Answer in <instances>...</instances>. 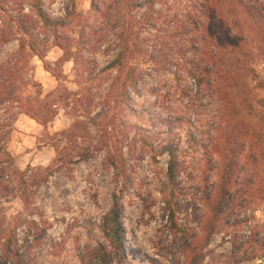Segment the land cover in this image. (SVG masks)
Instances as JSON below:
<instances>
[{"label": "rangeland", "instance_id": "374dc122", "mask_svg": "<svg viewBox=\"0 0 264 264\" xmlns=\"http://www.w3.org/2000/svg\"><path fill=\"white\" fill-rule=\"evenodd\" d=\"M43 1L48 13L57 18L65 15L70 2ZM75 1L79 12L91 10L93 0ZM258 1L264 5V0ZM158 7L177 30L174 38L167 39L168 47L165 44L161 50L170 56V63L161 70L162 66L148 57L134 61L141 77L139 93L132 94L152 120L139 121L129 108L121 112L118 130L125 136L127 165L120 178L115 176L114 167L104 162L105 152H99L73 164L55 162L54 173L39 187L34 185L38 169L50 166L58 157L54 146L57 133L70 128L77 119L84 120L80 115L87 101L75 112L72 99L86 94L89 85H77L75 63L62 62L64 52L52 42L44 60L29 52L31 65L25 70L42 84L43 97L59 86V95H72L69 101H61L59 115L47 127L26 113L19 114L10 144L17 165L30 182L25 195L39 213L35 215H40L49 227L46 238L33 251L37 264H93V255L86 250L108 246L102 222L116 197L122 205L123 258L129 264H197L200 252L204 259L198 264H228L233 258V241L241 248L240 257L250 256L252 250L259 257L264 255V18L238 4L231 10L224 3L221 10L225 21L231 22L230 34L242 38L245 64L238 80L230 75L233 82L228 91L218 87L220 93L212 96L208 91L198 92L195 79L188 74L191 64L184 63L191 62L195 43L196 33L187 18L193 11L191 5L187 0H170L160 1ZM231 12L239 17L238 23L233 24ZM168 24L163 26L170 28ZM165 32L158 33L163 41ZM155 33L144 35L153 42L151 34ZM17 50L18 41L11 42L4 47L3 58H12ZM115 54L84 52L91 58L89 67L98 71ZM183 56L187 59H179ZM178 60L183 65H178ZM108 74L95 89L97 99L92 113L100 111L108 92ZM37 89L31 88L26 94L36 97ZM168 116L187 118L184 127L174 128L173 137L168 134V124L160 121ZM197 128L203 130L202 134ZM171 141L178 144L184 162L178 180L177 208L189 246L171 229L161 192L168 182L170 158L168 154H156ZM47 174L42 171L43 178ZM10 200L0 205L4 208L0 218L23 211L20 199ZM217 210L224 211L225 224L218 225L220 231L212 234L210 244L204 246L214 221L220 220ZM19 235L24 238L22 231ZM263 258L243 264H256Z\"/></svg>", "mask_w": 264, "mask_h": 264}, {"label": "trees", "instance_id": "16d2710c", "mask_svg": "<svg viewBox=\"0 0 264 264\" xmlns=\"http://www.w3.org/2000/svg\"><path fill=\"white\" fill-rule=\"evenodd\" d=\"M160 1L170 2L93 0L91 10L84 13L78 11L75 0H70L65 15L57 18L48 13L43 0H0V205L11 202L10 199L14 197L20 199L23 204V211L0 218V264H37L33 251L49 231L40 215H35L39 213L32 208L30 197L25 195L30 187L27 173L17 165V160L10 151L17 118L19 114L26 113L47 127L59 115L61 101H69L72 97L71 94L70 97L59 95L60 86L43 97L42 84L30 78L25 70V66L31 65L29 54L44 60L52 42L63 50L65 58L62 62L75 63L77 85H89L86 94L74 95L72 99L75 112L87 101V106L80 115L84 120L77 119L70 128L57 133L58 139L54 146L58 157L50 166L38 169L34 185L39 187L54 173L55 162L73 164L91 159L99 152H105L104 162L114 167L115 176L120 178L127 165L123 150L125 136L118 130L121 112L129 108L139 121L144 123L152 120L148 110L139 104L132 94L139 93L141 77L134 61L141 56L148 57L151 62L162 66L161 70L166 68V63H170V56L161 50L165 44L168 47L167 39L174 38L177 30L171 26L164 11L159 10ZM187 3L193 9L187 15L189 25L192 26V32L196 33L193 50H190L193 52V58L190 59L191 62H184L191 64L188 74L195 79L199 93L208 91L213 96L215 92L220 93L218 87L228 91L233 82L232 78L238 80L245 60L242 59V38L230 34V21H225L221 9L224 3H227L231 10L238 4L241 9L245 8L248 12L252 11L258 17L264 18V5L259 4L258 0H187ZM233 14V24L238 23L239 17L235 16V12L230 13ZM164 24H168L170 28H165ZM152 31H156L151 34L155 37L153 42L150 37L144 35L145 32ZM159 31H166L164 41L158 36ZM13 41H18L15 56L3 58L4 47ZM84 52L116 54L105 68L98 71L89 67L91 58L84 56ZM186 57L179 59L184 60ZM177 64L183 65L180 60ZM107 73H110L108 92L100 103V111L92 113L91 109L95 107L97 99L95 89L100 81L106 79ZM31 88H38L36 97L26 94ZM186 119L184 116H168L160 121L168 124V134L173 137L174 128L184 127ZM198 131L202 134L203 130ZM189 132L192 134L191 130ZM141 139L145 143L148 142L144 135ZM136 140L138 138H135ZM190 142L194 143L192 140ZM151 146L153 147L152 144ZM114 148L117 151H114ZM165 154L170 158L168 182L161 190L165 210L168 212L171 229L181 235L189 246L188 234L179 222L177 208L178 180L184 171L178 144L171 141L162 146L156 155ZM42 171L48 173L46 178L42 177ZM1 210L4 208L0 207ZM223 215V210H217L216 217L220 216V220L214 221L204 246L210 244L212 234L220 231L218 225L225 224L226 218ZM121 216L122 205L116 197L102 222L108 246L88 248L86 251L93 255L91 263L129 264L123 258L125 248ZM21 231L24 234L23 239L19 235ZM233 248L232 262L228 264L254 263L264 257H259L256 250H252V254L245 256L246 258L240 257L241 248L235 241ZM201 253L197 256V264L204 259ZM246 253L248 252H245V255Z\"/></svg>", "mask_w": 264, "mask_h": 264}, {"label": "water", "instance_id": "95a60500", "mask_svg": "<svg viewBox=\"0 0 264 264\" xmlns=\"http://www.w3.org/2000/svg\"><path fill=\"white\" fill-rule=\"evenodd\" d=\"M256 264H264V258L262 260H260L258 263Z\"/></svg>", "mask_w": 264, "mask_h": 264}]
</instances>
